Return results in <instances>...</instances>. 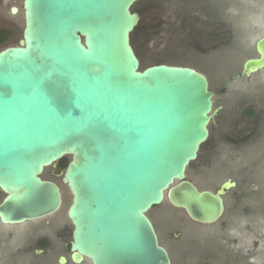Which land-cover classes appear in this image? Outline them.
<instances>
[{
  "label": "water",
  "instance_id": "1",
  "mask_svg": "<svg viewBox=\"0 0 264 264\" xmlns=\"http://www.w3.org/2000/svg\"><path fill=\"white\" fill-rule=\"evenodd\" d=\"M139 1L22 0L21 39L0 51V221L62 210L60 186L42 175L66 158L59 175L78 263L171 264L149 211L166 200L214 224L237 185L213 191L187 178L209 137L214 94L195 68L141 66L131 44ZM255 53L231 80L264 69V35Z\"/></svg>",
  "mask_w": 264,
  "mask_h": 264
},
{
  "label": "rangeland",
  "instance_id": "2",
  "mask_svg": "<svg viewBox=\"0 0 264 264\" xmlns=\"http://www.w3.org/2000/svg\"><path fill=\"white\" fill-rule=\"evenodd\" d=\"M13 2L21 6L18 0ZM133 11L140 14L131 38L141 66L164 63L197 68L207 76L214 94L216 112L209 137L188 168L187 178L200 189L213 191L228 178L237 184L226 195L227 211L220 223L194 228L182 223L190 231L182 229L179 240L164 233L180 229L177 219H184L182 211L166 200L150 210L163 244L174 264H264V69L233 81L221 94L243 62L256 56L254 43L264 30V0H140ZM20 12L13 18L4 10L10 32L0 51L17 46L21 39V7ZM220 41V47L208 52L210 45ZM60 172L48 168L42 178L60 186L64 213L71 196L61 184ZM3 197L0 194V201ZM18 244L0 241V264H20L17 258L22 259L13 253Z\"/></svg>",
  "mask_w": 264,
  "mask_h": 264
},
{
  "label": "flooded vegetation",
  "instance_id": "3",
  "mask_svg": "<svg viewBox=\"0 0 264 264\" xmlns=\"http://www.w3.org/2000/svg\"><path fill=\"white\" fill-rule=\"evenodd\" d=\"M18 1L21 2V6L14 4L13 0H0V43L5 42L9 38V32H10V29H8L9 25L4 21L3 18L4 10L7 9L10 17L15 18L19 16L21 13L20 7L23 10V2L22 0H18ZM13 8H16L17 10L16 13L12 12ZM136 13L139 14L138 12ZM23 22H24V17H23ZM22 30L23 29H21V36H22ZM226 31H228L226 35L229 34L230 37L231 32L228 29ZM211 33L213 34L214 32ZM223 34H225V32H222V34L219 35V38L221 37V35L223 36ZM263 35H264V30L258 34L257 39H259ZM211 37L212 36H210L208 39H210ZM222 42L223 41L215 42L213 44L211 43L212 45H210V47L211 46L212 47L208 52L213 51L218 47H220L221 44H223ZM254 50H255V43H254ZM195 69L198 70L197 68ZM232 78L233 76L231 77V79ZM231 79L227 81L226 85L225 84L223 85V89L221 91L222 95H224L227 92V86H229V84H232L233 81H236ZM250 112H252L251 114H253L254 116V112L253 111ZM55 169L56 168H54V170ZM227 180H231L236 183V181L233 179L228 178L225 181ZM235 188H232L231 190H234ZM0 194L2 193L0 192ZM61 211L62 210L48 217H44L38 220L28 221L22 224L4 225L0 221V241H4V240L18 241L19 244L16 246L15 249H13V253L15 252L22 259L20 260L17 258L20 264H92L91 260H89L84 256H82V260L79 263L74 262V260L72 259L71 243H72V233L74 227L71 224L70 220L68 219L66 211L64 213ZM226 211H227V207H226V199H225V212L223 216L214 224L220 223L221 220L224 219ZM182 214L184 215V219L182 218L177 219L178 221L177 224L180 229L175 231V233L168 231L164 233L168 238H174L175 240H179L182 234V229L186 231H190L188 228H186V226H182V223L190 226L191 228L214 225V224H209V225L199 224L189 219V217L186 215L184 211H182ZM147 216L154 226L159 244L167 250L169 254L170 262L171 264H174V260L172 258V254L170 250L162 242L163 234L157 228L156 224L149 216V213L147 214ZM62 259L64 260L63 262H61ZM15 263L18 262L15 261Z\"/></svg>",
  "mask_w": 264,
  "mask_h": 264
},
{
  "label": "trees",
  "instance_id": "4",
  "mask_svg": "<svg viewBox=\"0 0 264 264\" xmlns=\"http://www.w3.org/2000/svg\"><path fill=\"white\" fill-rule=\"evenodd\" d=\"M131 43H132V38H131ZM68 160L66 158L61 159L58 163H57V170L58 171H63L67 165Z\"/></svg>",
  "mask_w": 264,
  "mask_h": 264
}]
</instances>
